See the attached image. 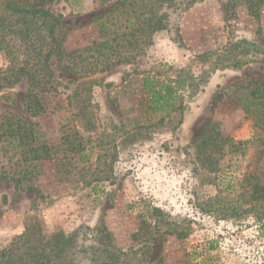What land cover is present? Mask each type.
Instances as JSON below:
<instances>
[{
	"label": "rangeland",
	"instance_id": "rangeland-1",
	"mask_svg": "<svg viewBox=\"0 0 264 264\" xmlns=\"http://www.w3.org/2000/svg\"><path fill=\"white\" fill-rule=\"evenodd\" d=\"M114 1L48 0L45 6L72 27L65 39L71 50L94 38L92 18ZM258 6L259 14L247 0L167 5L168 27L138 58L95 76L102 78L91 90V126L76 122L63 97L52 95L63 92L58 81L72 76L56 60L45 114L25 110L26 80L1 87L0 96L8 93L10 100L0 99V112L38 122L56 144L67 134L63 126L76 125L88 157L62 171L55 161L44 162L32 190L0 178V249L37 214L48 234L78 230L80 247L99 241L141 247L144 264H264V234L254 213L231 214L261 201L253 199L255 184L264 196V118L226 97L237 86L264 92V2ZM14 62L0 50V70ZM179 74L190 83L179 91L181 109L160 122V114L145 109L143 78ZM212 123L213 135L229 140L206 159L195 145ZM126 130L135 136L124 140ZM7 162L0 151V166ZM156 207L163 214L151 217ZM143 218L160 227L143 232Z\"/></svg>",
	"mask_w": 264,
	"mask_h": 264
},
{
	"label": "trees",
	"instance_id": "trees-1",
	"mask_svg": "<svg viewBox=\"0 0 264 264\" xmlns=\"http://www.w3.org/2000/svg\"><path fill=\"white\" fill-rule=\"evenodd\" d=\"M46 1L0 0V50L15 59L11 66L0 70V88L26 80L25 110L31 117L45 114L50 107L45 99L55 88L48 84L55 79L52 62L56 60L72 76L66 81H58L63 92L56 89L52 95L63 97L65 108L73 110L76 122L83 119L85 125L91 126V90L102 78L95 76L117 61L138 58L152 43L154 34L168 27L169 12L164 10L167 5H188L199 0H115L92 18L94 38L83 47L71 50L65 47V39L72 27L63 25L62 16L47 8ZM97 1L101 6L111 2ZM247 1L249 11L259 14L258 5L264 0ZM152 77L143 78L145 109H150L153 115L160 114L159 121L163 122L166 115L181 109L179 91L185 90L190 83L187 84V77L182 74L166 79ZM226 97L236 108L264 118V92L259 89L237 86ZM0 99L8 101L10 94H2ZM64 127L67 134L56 144L38 122L0 112V151L8 160L7 164L0 166V178L11 179L16 190H32L38 188L37 178L44 162L55 161L61 171L77 162H85L88 156L84 154L86 143L81 139L83 136L74 131L76 125L69 129ZM214 127L215 123H212L195 145L197 153L206 159L219 152L222 140H229L228 136L213 135ZM135 134L134 130H126L124 140ZM212 143H215L214 148L207 152ZM97 179L101 177L97 176ZM259 188L258 184L253 186V199L260 202L251 203L250 208H241L240 211L237 208V214L233 208L231 214L238 216L252 211L264 234V196ZM219 197L213 200L216 204ZM221 209L224 210L225 206ZM162 214L156 207L150 216L156 218ZM153 221L143 218V232L151 233L160 227L157 220ZM24 227L22 234L0 249V264H144L141 247L124 250L105 241L89 242L80 247L78 230L48 234L37 214L28 215Z\"/></svg>",
	"mask_w": 264,
	"mask_h": 264
}]
</instances>
